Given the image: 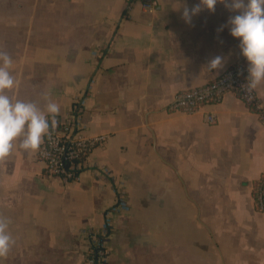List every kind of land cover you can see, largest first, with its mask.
I'll return each mask as SVG.
<instances>
[{"label":"crops","instance_id":"1","mask_svg":"<svg viewBox=\"0 0 264 264\" xmlns=\"http://www.w3.org/2000/svg\"><path fill=\"white\" fill-rule=\"evenodd\" d=\"M155 2L0 0V51L19 81L9 95L43 106L47 93L63 115L86 89L82 122L107 136L75 181L46 176L36 151L14 147L0 160V218L28 264H82L84 231L117 189L130 207L111 217L107 264H264L252 198L264 127L232 91L192 113L167 110L175 92L235 61L246 68L227 26L217 31L232 13L218 0L186 23L180 11L197 0ZM217 54L225 63L210 71ZM255 92L264 104V84Z\"/></svg>","mask_w":264,"mask_h":264},{"label":"built area","instance_id":"2","mask_svg":"<svg viewBox=\"0 0 264 264\" xmlns=\"http://www.w3.org/2000/svg\"><path fill=\"white\" fill-rule=\"evenodd\" d=\"M147 11L155 7V0H138ZM130 2L126 3V10ZM94 55L104 52L95 50ZM246 68L241 61L229 64L216 78L174 93L167 105L169 111L192 113L204 104L219 101L227 91L234 92L253 112L264 127V104L255 89L245 91L242 87ZM91 81V80H90ZM87 90H81L70 102L63 115H56V124L50 127L49 134L35 153L43 173L61 181H75L84 166V161L93 147L106 140V134L89 133L82 122ZM206 121H215L213 113L206 115ZM104 171H107L104 169ZM252 198L257 212L264 214V171L252 183ZM129 203L121 189L116 190L114 201L104 208L103 219L98 227L84 231L82 264H107L108 240L113 231L112 215L129 209Z\"/></svg>","mask_w":264,"mask_h":264},{"label":"clouds","instance_id":"3","mask_svg":"<svg viewBox=\"0 0 264 264\" xmlns=\"http://www.w3.org/2000/svg\"><path fill=\"white\" fill-rule=\"evenodd\" d=\"M232 14L217 31L227 26L229 35L237 40L239 54L246 61V75L242 87L252 91L264 84V0H219ZM218 0H197L189 8L183 6L180 15L186 23L201 9L213 11ZM182 0H176L173 9L181 8ZM226 57L219 54L208 59L210 71L223 67ZM12 58L7 52L0 51V160L7 157L14 147L35 152L39 149L50 127L56 124L60 106L47 99L38 105L33 100L13 98L9 91L18 86L12 67ZM13 244L8 231V221L0 218V257L5 256Z\"/></svg>","mask_w":264,"mask_h":264},{"label":"rangeland","instance_id":"4","mask_svg":"<svg viewBox=\"0 0 264 264\" xmlns=\"http://www.w3.org/2000/svg\"><path fill=\"white\" fill-rule=\"evenodd\" d=\"M13 244L16 247L12 245L9 252L5 256L0 257V264H28V252L19 253L14 251L20 246V239L13 238Z\"/></svg>","mask_w":264,"mask_h":264}]
</instances>
